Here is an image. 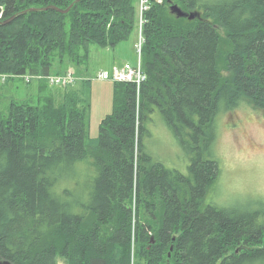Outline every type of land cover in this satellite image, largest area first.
I'll return each mask as SVG.
<instances>
[{"label": "trees", "instance_id": "obj_1", "mask_svg": "<svg viewBox=\"0 0 264 264\" xmlns=\"http://www.w3.org/2000/svg\"><path fill=\"white\" fill-rule=\"evenodd\" d=\"M74 1L0 0L2 19ZM148 2L146 80L138 93L132 83L115 84L96 142L90 103L77 89L39 84L0 112V263L57 264L63 256L65 264H264V204L204 201L219 173L205 154L220 105L230 110L246 100L264 112V0ZM138 3L80 0L65 13L27 12L0 25V73L85 70L91 46L114 47L138 28ZM170 3L201 16L177 17ZM221 32L228 49L219 69ZM150 116L162 119L190 158L186 172L165 168L146 150ZM157 189L161 207L137 226L133 254L127 203L134 191Z\"/></svg>", "mask_w": 264, "mask_h": 264}, {"label": "rangeland", "instance_id": "obj_2", "mask_svg": "<svg viewBox=\"0 0 264 264\" xmlns=\"http://www.w3.org/2000/svg\"><path fill=\"white\" fill-rule=\"evenodd\" d=\"M188 11L201 13L197 8ZM220 34L219 69L223 65L222 58L228 49L225 35L223 32ZM138 41L139 31L134 30L129 37L119 41L114 47L105 49L91 46L86 69L75 70L86 86L81 87V83H78V86L70 89H77L75 92L79 96L82 89L84 95L81 97L86 96L89 100L88 133L95 142L102 120L113 110L115 83L109 80H89L86 77L89 75L92 77L98 70L110 71L113 64L121 65L124 62L137 64L138 54L135 47ZM68 70L72 71L73 67H69ZM51 74H54L53 71ZM35 81L27 84L20 80L0 79V112L6 109L10 101L26 99L36 94L39 84ZM40 85L48 88L50 92L63 91L55 90L43 82ZM71 97L73 96L70 92L68 100ZM60 100L56 98L55 103L59 104ZM220 106L224 111L217 113L213 118L209 130L213 137L212 144L209 152L205 154L206 158L212 157L216 160L219 173L216 180L206 188L204 201L206 204L211 203L220 207L250 205L253 210H257L258 206L264 204V112L246 100L230 110L225 109L223 104ZM161 120L150 116L147 123L150 135L144 139L146 150L161 161L165 168L186 172L190 158L188 159L182 146ZM127 207L130 211L131 249L134 254L137 226L139 229L142 222L153 219L155 213H158L161 207L160 192L157 189L149 195H142L134 191ZM56 263L65 264L63 256L58 257Z\"/></svg>", "mask_w": 264, "mask_h": 264}, {"label": "built area", "instance_id": "obj_3", "mask_svg": "<svg viewBox=\"0 0 264 264\" xmlns=\"http://www.w3.org/2000/svg\"><path fill=\"white\" fill-rule=\"evenodd\" d=\"M160 2L161 0H157ZM149 7L148 0H140L139 1V27L141 30V25L143 23V12L146 11ZM3 6H0V19L2 18L1 11ZM144 38L140 32L139 41L136 44V51L138 54V62L135 65H131L129 63H124L121 66H113L110 71L99 70L94 79L96 80H111L114 82H131L136 86V90L139 91L141 84L146 80V74L141 66V48ZM139 45V47H138ZM3 78H7L6 74L0 75ZM9 76L21 78L24 81H30L31 79H40L44 78L54 85H67L72 83L75 80V76L71 71H67L62 74H51L47 76H43L41 74H11Z\"/></svg>", "mask_w": 264, "mask_h": 264}, {"label": "water", "instance_id": "obj_4", "mask_svg": "<svg viewBox=\"0 0 264 264\" xmlns=\"http://www.w3.org/2000/svg\"><path fill=\"white\" fill-rule=\"evenodd\" d=\"M79 1L80 0H75L74 3L79 2ZM74 3H71L65 9H60V8H57L53 5H48V6L40 7V8H35V7L28 8V9H25V10H22L18 13L13 14L12 16L8 17L7 19H0V25L7 24V23L11 22L12 20H14L16 17H19L23 14H26L27 12H40V11H45L47 9H53L55 11L65 13V12L70 10V8L73 6ZM169 10L175 16L184 17V18H187L189 20L196 19V18H199L201 16V14L198 11H185L179 5L172 4V3L170 4ZM0 264H7V263H0Z\"/></svg>", "mask_w": 264, "mask_h": 264}, {"label": "crops", "instance_id": "obj_5", "mask_svg": "<svg viewBox=\"0 0 264 264\" xmlns=\"http://www.w3.org/2000/svg\"><path fill=\"white\" fill-rule=\"evenodd\" d=\"M78 83H81V87H84V86H86V84L84 85L83 83H82V77L79 75V77L77 78V80H76V82H75V84H77V85H75L74 84V86L72 87V88H74L75 86H78ZM79 94L80 95H84V93H83V90L81 89L80 91H79ZM88 99V98H87ZM89 101V100H88Z\"/></svg>", "mask_w": 264, "mask_h": 264}]
</instances>
